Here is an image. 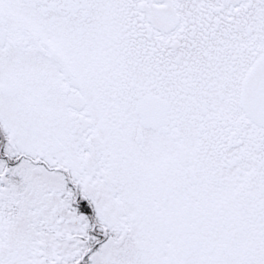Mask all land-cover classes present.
<instances>
[{
	"label": "snow or ice",
	"instance_id": "snow-or-ice-1",
	"mask_svg": "<svg viewBox=\"0 0 264 264\" xmlns=\"http://www.w3.org/2000/svg\"><path fill=\"white\" fill-rule=\"evenodd\" d=\"M0 264H264V0H0Z\"/></svg>",
	"mask_w": 264,
	"mask_h": 264
}]
</instances>
